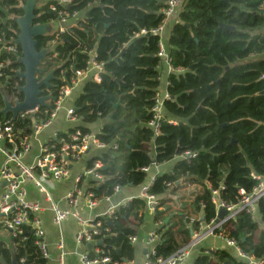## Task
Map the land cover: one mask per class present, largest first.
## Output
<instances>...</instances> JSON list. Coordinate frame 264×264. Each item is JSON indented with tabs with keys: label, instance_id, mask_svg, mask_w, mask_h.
Instances as JSON below:
<instances>
[{
	"label": "trees",
	"instance_id": "obj_1",
	"mask_svg": "<svg viewBox=\"0 0 264 264\" xmlns=\"http://www.w3.org/2000/svg\"><path fill=\"white\" fill-rule=\"evenodd\" d=\"M166 1L71 0L69 6H56L55 11L49 9L50 1L34 10L36 24L59 20L60 10L79 15L72 26L57 34L54 48L48 50L50 61L43 62L40 78L55 70L56 78L47 90L51 103L58 99L61 87L70 84L72 68L84 69L91 53L96 61L104 63L100 83L84 81L72 104L77 120H104L95 136L107 147L91 153L86 168H92L95 162L108 166L99 170L105 180L101 184L89 180L83 189L95 200L110 197L115 187L143 185L148 176L144 169L175 160L169 172L154 176L150 189L161 207L152 216L158 237L153 249L161 258L189 243L187 225L191 220L190 227L196 232L201 225L214 221L217 208L213 192H217L219 201L233 206L240 201L241 191L247 195L255 187L250 174L264 177V0H184L166 40L172 69L166 86L170 98L163 102L155 133L148 123L160 93L161 63L157 57L159 36L150 32L162 25L161 10ZM23 3L0 0V32L8 41L15 39L18 29L13 19H3L21 16ZM55 36L36 38L37 50L47 48ZM3 62L6 66L1 70L4 77H0V84L12 86L17 81L21 85V80H10L21 66L12 55L0 53ZM2 105L0 94V108ZM50 111L40 107L39 121L48 119ZM12 122L21 139L32 134L31 120ZM76 129L91 133L79 125L70 132ZM185 152L195 156L179 159ZM179 180L182 183L176 184ZM186 182L198 188L190 204L192 217H178L176 231V224L159 229L169 211L162 196L174 194ZM145 207L142 199H133L113 217L100 220L102 232L95 239L111 248H101V255L110 258L107 264H124L121 258L127 264L133 261L129 238L137 235V228L144 222ZM256 210V220L239 213L213 234L235 241L242 251L264 263V198L258 201ZM11 240L12 249L0 242L4 264H12V254L15 264H46L31 230L24 229L22 236ZM88 257L97 256L89 250ZM192 264L244 263L227 248H200Z\"/></svg>",
	"mask_w": 264,
	"mask_h": 264
},
{
	"label": "built area",
	"instance_id": "obj_2",
	"mask_svg": "<svg viewBox=\"0 0 264 264\" xmlns=\"http://www.w3.org/2000/svg\"><path fill=\"white\" fill-rule=\"evenodd\" d=\"M49 9L56 10V6L65 7L69 6L71 0H37L38 7L45 6L48 2ZM184 0H167L165 7L161 10L163 15L162 25L157 29L152 30L151 34H157L159 36V50L157 57L160 63L168 67V73L172 71L170 67V57L168 48L162 40L163 25L165 21L176 17ZM37 5V4H36ZM264 9V2L262 5ZM59 22L62 24L58 30V34H62L66 28L65 23L69 20L76 21L79 18L78 13H68L63 10L58 11ZM18 16H13L12 19ZM144 33V32H142ZM57 35L50 40L48 50H52L55 46ZM0 53L10 54L13 56L14 61L20 56V50L14 45L13 40H6L3 38L0 32ZM6 66V63H0V77H4L1 71ZM105 74V67L103 62H98L95 59L93 53L90 54L89 60L84 69L75 70L74 76L70 80V84L61 87L59 91V97L53 103L51 100L47 101L50 104L49 118L43 122L39 121L37 113L39 108L34 111L19 114L16 120L24 122L25 120H34V124H31V132L33 135L37 134L41 129L47 128L51 125L52 120L60 113L64 100L70 94V89L78 82L91 81L99 84L102 76ZM8 84V83H7ZM167 86V82H166ZM10 91V92H9ZM0 94L5 95L11 106H14L16 102L21 100L16 92L15 85L6 86L0 84ZM43 96L47 95L50 98L48 91L45 90ZM20 96V95H19ZM169 95L166 93V89L163 93L157 94L154 105L151 109V120L148 126L157 133L158 122L162 119L163 114V102L169 99ZM1 109V108H0ZM1 115V114H0ZM64 119L73 126L77 121L74 116L73 108L64 110ZM10 117V116H9ZM38 120V121H36ZM11 119H4L0 117V154L3 157L0 167V180L4 183V190L0 199V227L9 233L11 239L20 237L24 233V229L31 230L33 237L35 238V246L39 250L41 258L47 260L48 250L45 242L43 241L44 231L41 226L39 214L44 210H49L52 214L51 221L54 225H60L66 219L75 220L80 229L76 234V243L80 246H87L89 243L96 241L95 237L101 234V219H107L113 217L118 209L127 205L132 199L126 200L123 204L109 205L105 211L97 218L93 220L84 219L79 209L82 206L88 208L97 204L98 200L94 199L91 192L83 189L84 184L87 181H92L96 184H101L105 177L99 173L102 165L99 162H95L92 168H85L82 175L77 176L74 180L72 188L65 194L64 202L66 209L61 210L58 205L53 201L50 192L47 189V182H58L66 179L71 171L73 164L78 162L82 156L88 151L104 150L106 145L101 143L95 136V133H83L81 130L76 129L73 132H69L65 135H59L52 142L41 146L39 155L35 159L31 166H26L22 162V157L29 152L30 138L32 134L27 138L21 139L18 134L19 131L14 128V123ZM114 149L116 146H112ZM195 155L190 152H185L178 156L181 160H187ZM148 172V169H144ZM250 177L256 181V185L250 194H244L242 191L240 201L233 206L225 205L223 202L217 199V192H213V203L216 205L217 210L225 209L227 216L220 221L219 224L214 225L213 222L208 225L202 233L201 227L194 235L193 240L177 249L171 256L167 258H161L156 256L153 246H150L156 241V235L151 233L149 235L147 244L150 248L144 254L142 264H183L192 248L203 237L210 236L215 230H220L221 226L229 220L235 218L239 213H246L252 220H256L257 210L256 206L259 200L264 198V177L255 176L250 174ZM31 182L39 193L43 195V203L34 202L27 199L25 184ZM155 183V178L151 177L140 187L139 199H142L145 203L146 209L150 214H154L160 207L158 197L150 193V189ZM81 184L82 187H81ZM118 187L114 188V191H118ZM113 191V192H114ZM107 200V198H106ZM192 220L189 222L191 225ZM228 250L242 263L244 264H264L261 260L249 255L242 251L235 241L218 236ZM24 240V239H22ZM135 237H130V242H135ZM58 248L63 250L62 243L58 244ZM100 251L96 258L90 259L87 252L79 254L81 264H107L110 262V258L102 256ZM64 253H60L58 262L63 263Z\"/></svg>",
	"mask_w": 264,
	"mask_h": 264
},
{
	"label": "crops",
	"instance_id": "obj_3",
	"mask_svg": "<svg viewBox=\"0 0 264 264\" xmlns=\"http://www.w3.org/2000/svg\"><path fill=\"white\" fill-rule=\"evenodd\" d=\"M176 21H177V17H173L165 21L163 25L162 40L164 41L165 44H166L168 34L173 24ZM53 22L54 21H52L49 24H52ZM58 23H59V29H60L62 24L59 21ZM73 24H74L73 20H69L67 23H65L66 27L68 26V28L72 26ZM160 72H161V78H160L161 83H160L159 92L163 93L164 90L166 89L167 75L169 74L168 67L161 63ZM82 86H83L82 83L78 82L76 85H74L70 89V94L64 100L60 113L52 120L50 126H48L47 128L41 129L35 135H33L32 133L33 136L30 138L29 152L26 153L22 157V162L26 166H31L34 163L35 159L39 155L41 146L47 144L48 142H52L59 135L68 134L74 125L86 127L87 129H89V131L93 133L98 132V129L103 123L102 120L96 121L94 125H92L93 123L92 124L84 123L80 120H77L73 124V126H71V124H69L64 119V115H63L64 110L72 107L74 99L80 94L82 90ZM96 123L97 124L99 123V124L97 125ZM96 126H98L97 130L94 131L93 128H95ZM93 152L94 151H88L84 156H82V158L78 162L73 164L71 167L70 174L66 179H63L58 182H51V181L47 182V185H48L47 189L50 192L53 201L58 205V207L61 210L66 209V204L64 202L65 194L72 188L75 178L77 176L82 175V173L85 171L86 162L91 157L90 155ZM2 160H3V157L0 154V167H1ZM174 162L175 160L168 162L166 164H163V165L152 166L150 170L148 171V176L145 182H147L149 178L154 177L156 174L169 172ZM180 183H182L181 180H179L178 184ZM141 186L142 185L137 186V187L119 188L118 191H114L110 197H104L102 199H98L97 204L93 207L88 208L86 206H82L79 209V213L84 219H87V220L97 219L109 205L123 204L126 200L130 198L132 200L139 199V193H140ZM3 190H4V183L0 180V199L3 193ZM25 190H26V195H27L28 200L43 203V195L38 192V190L35 188V186L31 182H27L25 184ZM197 190L198 188L196 186L190 185L186 182L179 190L175 191L174 194L172 195L166 194L162 196V199H164L165 204L169 207V211H167L164 214V217H166L171 212L181 213V216L187 215V216L192 217L191 215L193 214L191 212L190 204ZM144 213H145L144 222L142 223L140 227L137 228L136 230L137 235L133 236L135 237L136 240L135 242H130L133 245L134 250H133V261L129 264H142L145 252L150 248V246H154V244L158 242V237L156 236V241L154 243H152L150 246H148L147 244L149 235L151 233H154V229L156 225L154 224L152 220L153 215L150 214V212H147L146 207L144 209ZM181 216H174L170 220V225L164 226V229L166 230L172 227L174 224H176L173 227V230L176 231L177 228H179L178 217H181ZM39 217H40L42 229L44 231L43 241L45 242L47 246L48 255H49L46 260V264H60L58 262V257L60 253H62V251L64 253L62 264H81V261L79 259V254H81L82 252L88 253L89 250L87 249V246H80L79 244L76 243V234L80 229L79 224L75 220L69 218V219H66L64 222H62L60 225H54L51 221L52 214L51 212H49V210L42 211L39 214ZM159 224H162V223H159ZM190 226L191 225L188 223L187 227L189 228V237H190V241H192V239L194 238V235L197 232L194 231V235L191 236L190 230L192 229ZM200 227L202 229L201 232L203 233L207 226L201 225ZM0 242H2L6 248L12 249L13 247L12 240H11V237L9 236V233L5 231L4 229H2L1 227H0ZM60 242L62 243V246H63V250L61 251L58 248V244ZM200 248H206L212 251L218 248H225V246L223 244V241L217 236L211 235V236L203 237L192 248L187 260L183 264H192ZM100 251H102L101 247H93L91 249L92 254H94L95 256H97ZM0 264H4V263L0 260Z\"/></svg>",
	"mask_w": 264,
	"mask_h": 264
},
{
	"label": "water",
	"instance_id": "obj_4",
	"mask_svg": "<svg viewBox=\"0 0 264 264\" xmlns=\"http://www.w3.org/2000/svg\"><path fill=\"white\" fill-rule=\"evenodd\" d=\"M37 0H24L22 5V15L15 17L13 19L15 25L17 26L18 33L13 40L14 45L18 46L20 49V56L17 58L16 63L21 66L19 71H16L14 75L10 78L11 81L21 80L22 84H14L16 92L21 96V100L16 102L14 106H11L5 95H2V108L0 109V114L2 116H10L12 120H15L19 114H25L34 111L37 107L49 108L50 104L49 96H43V90H49L52 87L50 81L54 80L55 70L50 69L45 73L43 77H39L40 74L44 73L43 62L48 60V48H43L37 50L36 38L45 36L50 32L49 23H34L36 15L34 13ZM228 29L231 27L226 26ZM74 68L72 71L74 72ZM119 104H114L113 109H115ZM85 117V116H84ZM34 124V120H31ZM176 154H179L178 150ZM108 166H102L101 170L104 171ZM179 181L176 183L178 184ZM174 216H181V213L171 212L169 213L162 224L158 226L159 229L164 226L170 225V220ZM227 216V211L225 209H219L216 213V217L213 224H219L220 221ZM261 224L260 221H258ZM190 235H193L192 230H190ZM93 247H101L105 249H111L110 247L104 246L103 240H97L95 243H89L87 249L91 250ZM119 255V250L116 251ZM146 253V252H145ZM124 264H127L126 259L121 258ZM12 264H15V256L12 254Z\"/></svg>",
	"mask_w": 264,
	"mask_h": 264
},
{
	"label": "rangeland",
	"instance_id": "obj_5",
	"mask_svg": "<svg viewBox=\"0 0 264 264\" xmlns=\"http://www.w3.org/2000/svg\"><path fill=\"white\" fill-rule=\"evenodd\" d=\"M42 0H40V2H41ZM40 2H38L37 3V5H36V7H38V5H39V3ZM8 20H12V16H6L4 19H3V21H8ZM58 30H59V23H58V21L56 20V21H54L52 24H50V35H57L58 34ZM54 56H55V54H54ZM48 61H50V58L48 59ZM60 63V62H59ZM102 122H104V120H102ZM99 123H101V122H99ZM98 123V124H99ZM92 124V123H91ZM97 124V123H96ZM97 124V125H98ZM92 125H94V123L92 124ZM97 127L98 126H96L95 128H93L94 129V131H96L97 130ZM99 130V129H98ZM91 133H93V132H91ZM73 173V172H72ZM71 173V174H72Z\"/></svg>",
	"mask_w": 264,
	"mask_h": 264
},
{
	"label": "bare ground",
	"instance_id": "obj_6",
	"mask_svg": "<svg viewBox=\"0 0 264 264\" xmlns=\"http://www.w3.org/2000/svg\"><path fill=\"white\" fill-rule=\"evenodd\" d=\"M43 94V93H42ZM46 96V95H45ZM263 199V198H262ZM159 209H161V207H159ZM147 210V209H146ZM148 212V211H147ZM155 214V213H154ZM154 214H152V215H154ZM196 232V231H195ZM155 234V233H154ZM156 235V234H155ZM193 235H194V231H193ZM213 236H216V235H214V234H212ZM211 236V235H210ZM218 237V236H217ZM193 240V239H192ZM191 241H189V243H190ZM188 243V244H189ZM187 245V244H186ZM185 246V245H184Z\"/></svg>",
	"mask_w": 264,
	"mask_h": 264
},
{
	"label": "flooded vegetation",
	"instance_id": "obj_7",
	"mask_svg": "<svg viewBox=\"0 0 264 264\" xmlns=\"http://www.w3.org/2000/svg\"><path fill=\"white\" fill-rule=\"evenodd\" d=\"M55 21H56V20H55ZM57 21H58V20H57ZM15 84H17V81L15 82ZM42 93H44V90L42 91ZM18 97H20V98H21V96H19V95H18Z\"/></svg>",
	"mask_w": 264,
	"mask_h": 264
}]
</instances>
